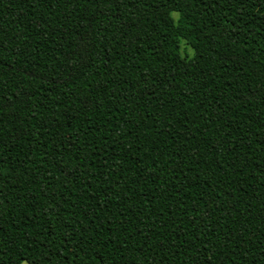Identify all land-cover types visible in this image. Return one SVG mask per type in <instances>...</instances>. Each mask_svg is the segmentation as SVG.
<instances>
[{
  "label": "trees",
  "instance_id": "obj_1",
  "mask_svg": "<svg viewBox=\"0 0 264 264\" xmlns=\"http://www.w3.org/2000/svg\"><path fill=\"white\" fill-rule=\"evenodd\" d=\"M22 262L264 264V0H0Z\"/></svg>",
  "mask_w": 264,
  "mask_h": 264
},
{
  "label": "rangeland",
  "instance_id": "obj_2",
  "mask_svg": "<svg viewBox=\"0 0 264 264\" xmlns=\"http://www.w3.org/2000/svg\"><path fill=\"white\" fill-rule=\"evenodd\" d=\"M172 17H174L175 19H177L178 14L177 13H172ZM180 53H181L182 57L187 58V59L193 57V50H192V48L184 40H182L180 42ZM21 264H28V263L22 262Z\"/></svg>",
  "mask_w": 264,
  "mask_h": 264
}]
</instances>
